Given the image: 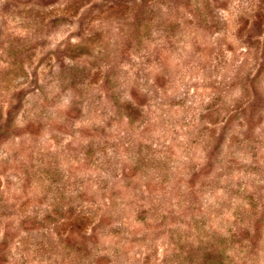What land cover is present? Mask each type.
<instances>
[{"label":"rangeland","instance_id":"obj_1","mask_svg":"<svg viewBox=\"0 0 264 264\" xmlns=\"http://www.w3.org/2000/svg\"><path fill=\"white\" fill-rule=\"evenodd\" d=\"M0 264H264V0H0Z\"/></svg>","mask_w":264,"mask_h":264}]
</instances>
